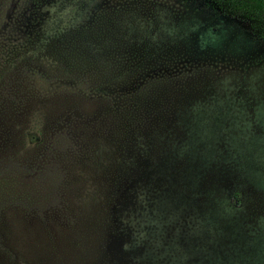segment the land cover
Returning a JSON list of instances; mask_svg holds the SVG:
<instances>
[{
	"label": "rangeland",
	"instance_id": "1",
	"mask_svg": "<svg viewBox=\"0 0 264 264\" xmlns=\"http://www.w3.org/2000/svg\"><path fill=\"white\" fill-rule=\"evenodd\" d=\"M116 48L136 67L90 75ZM0 264H264V29L0 0Z\"/></svg>",
	"mask_w": 264,
	"mask_h": 264
},
{
	"label": "trees",
	"instance_id": "2",
	"mask_svg": "<svg viewBox=\"0 0 264 264\" xmlns=\"http://www.w3.org/2000/svg\"><path fill=\"white\" fill-rule=\"evenodd\" d=\"M220 8H222L226 13H229L233 16H240L244 19L250 20L256 25L264 29V0H212ZM62 46V45H61ZM116 54L108 58L105 63L96 70H91L89 72L92 76H99L105 70L109 74L119 73L121 74L124 70H130L136 67L137 63L134 58L123 57L121 56V49L116 48L114 50ZM69 65L67 72L77 66L76 60H69ZM86 71L79 74L81 78L85 77ZM85 79V78H83ZM70 143V141H68ZM45 191V188H44Z\"/></svg>",
	"mask_w": 264,
	"mask_h": 264
}]
</instances>
